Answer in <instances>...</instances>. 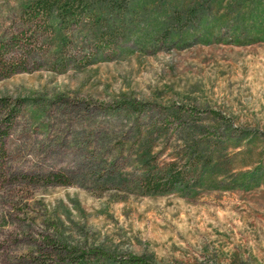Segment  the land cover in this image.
I'll return each instance as SVG.
<instances>
[{"label":"rangeland","instance_id":"obj_1","mask_svg":"<svg viewBox=\"0 0 264 264\" xmlns=\"http://www.w3.org/2000/svg\"><path fill=\"white\" fill-rule=\"evenodd\" d=\"M36 3L0 0L34 48L0 72V264H264V0Z\"/></svg>","mask_w":264,"mask_h":264},{"label":"trees","instance_id":"obj_2","mask_svg":"<svg viewBox=\"0 0 264 264\" xmlns=\"http://www.w3.org/2000/svg\"><path fill=\"white\" fill-rule=\"evenodd\" d=\"M54 1L57 0H37L36 6L31 10V12L35 15H42L47 14L54 3ZM68 9V7H67ZM67 9L64 10V14L67 12H70ZM30 12V11H29ZM30 12V13H31ZM78 15V14H77ZM74 17L76 15H73ZM48 27L50 24L45 21H41L40 24H38V27ZM13 41H21L19 38H12L8 42H4L0 44V72L3 76H8L12 73H16L18 71H24L27 69V62L33 58V50L32 46L27 43H22V48L20 52L14 56V53H12L10 56H4V51L7 47H10ZM5 57V59H4ZM8 100L6 98H0V107H3L6 109V115L3 117V120L0 125V178L6 179L7 171H6V162H5V156H6V148H5V138L10 134V130L13 124V119L17 115L16 111L19 109V107L22 106L20 104V100H15V104L13 106H9ZM217 118H221L219 114H216ZM29 181H34L35 176H29L26 178ZM44 179L43 181L51 184H58V185H68L71 184L70 179L66 174H64L62 171H51L45 176L42 177ZM83 254L94 256V257H110L108 254H104L101 250L98 248H91L87 251H82ZM128 261L130 264H153L150 263L147 259H145L142 255H136L132 254L127 257V259H124Z\"/></svg>","mask_w":264,"mask_h":264}]
</instances>
